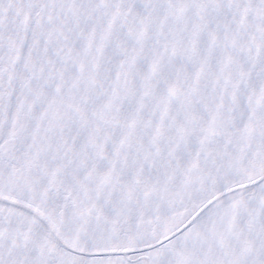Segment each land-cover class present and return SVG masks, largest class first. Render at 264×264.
I'll use <instances>...</instances> for the list:
<instances>
[{
    "label": "snow or ice",
    "instance_id": "1",
    "mask_svg": "<svg viewBox=\"0 0 264 264\" xmlns=\"http://www.w3.org/2000/svg\"><path fill=\"white\" fill-rule=\"evenodd\" d=\"M0 264H264V0H0Z\"/></svg>",
    "mask_w": 264,
    "mask_h": 264
}]
</instances>
